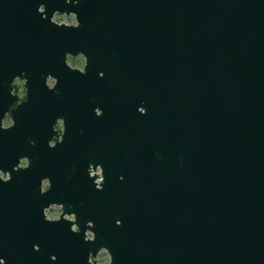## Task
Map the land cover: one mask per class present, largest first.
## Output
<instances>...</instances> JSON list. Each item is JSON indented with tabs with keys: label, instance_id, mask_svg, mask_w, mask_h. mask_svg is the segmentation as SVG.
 Instances as JSON below:
<instances>
[{
	"label": "water",
	"instance_id": "1",
	"mask_svg": "<svg viewBox=\"0 0 264 264\" xmlns=\"http://www.w3.org/2000/svg\"><path fill=\"white\" fill-rule=\"evenodd\" d=\"M48 75L75 99L118 79L128 148L71 187L73 219L29 205L24 264H264V0H0L1 159L16 77L17 120L85 109Z\"/></svg>",
	"mask_w": 264,
	"mask_h": 264
},
{
	"label": "flooded vegetation",
	"instance_id": "2",
	"mask_svg": "<svg viewBox=\"0 0 264 264\" xmlns=\"http://www.w3.org/2000/svg\"><path fill=\"white\" fill-rule=\"evenodd\" d=\"M66 63L83 72L85 57L82 54H67ZM104 74V71L98 70L95 77L100 79ZM25 81V78L19 77L13 80L11 93L16 99L1 121V128L5 129L7 154L5 158H0V205L3 204L5 210V213L0 212V218L6 219L3 228H0V264L25 262L24 250L29 233L22 227V221L28 217L29 205L47 202L42 209L45 219L58 220L63 213L62 204L71 202V187L88 185L92 176L96 187L99 186L103 182V165L118 163L119 157L128 148L124 147L126 137L118 79L115 80V87L108 82L103 91L87 88L75 99L71 90L67 94L59 92L56 78L48 75L46 87L54 90L56 101L70 98L85 109L76 117H68L60 109L54 119L21 121L13 118L12 113L18 104L27 99ZM132 139H136L135 134ZM47 150L52 153L47 154ZM88 156L100 157V161L89 159L85 162ZM51 192L54 196L48 200L46 196ZM62 217L71 220L74 213H64ZM17 220L21 223L18 224ZM33 249H38V246L34 244ZM49 257L55 259L54 255Z\"/></svg>",
	"mask_w": 264,
	"mask_h": 264
},
{
	"label": "rangeland",
	"instance_id": "3",
	"mask_svg": "<svg viewBox=\"0 0 264 264\" xmlns=\"http://www.w3.org/2000/svg\"><path fill=\"white\" fill-rule=\"evenodd\" d=\"M53 20L56 21V22H64V23H67V24L74 23V18H73L72 15H64V14L58 15V14H55L53 16ZM108 261H109L108 254L104 250L99 252L97 254V256L94 258L95 264H107Z\"/></svg>",
	"mask_w": 264,
	"mask_h": 264
}]
</instances>
